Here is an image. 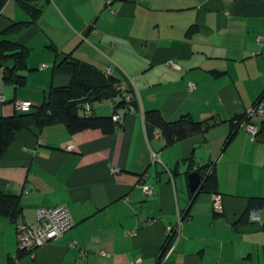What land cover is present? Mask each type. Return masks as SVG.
Instances as JSON below:
<instances>
[{
	"label": "crops",
	"instance_id": "1",
	"mask_svg": "<svg viewBox=\"0 0 264 264\" xmlns=\"http://www.w3.org/2000/svg\"><path fill=\"white\" fill-rule=\"evenodd\" d=\"M35 2L36 22L4 36L30 54L24 85L7 83L0 66V117L16 113L17 98L36 107L68 85L70 75L54 67L69 54L116 77L138 108H118L124 119L112 133L71 132L64 122L16 133L0 158V187L20 195L29 224H40L38 208L66 204L75 225L32 254L0 214V264H264V142L244 125L229 138L231 119L264 102V0ZM28 20L20 0H7L0 31ZM120 99L96 101L92 111L112 115ZM149 109L168 120L222 121L167 143L148 130ZM207 163L218 192L196 194L189 174ZM253 197L260 202L249 210ZM170 226L178 230L167 245Z\"/></svg>",
	"mask_w": 264,
	"mask_h": 264
},
{
	"label": "trees",
	"instance_id": "2",
	"mask_svg": "<svg viewBox=\"0 0 264 264\" xmlns=\"http://www.w3.org/2000/svg\"><path fill=\"white\" fill-rule=\"evenodd\" d=\"M7 0H0V12ZM22 5L30 14V20L14 22L8 28L0 31V66L5 68V81L17 86L24 85L26 76L21 70L28 69V57L30 49L17 41L4 36L21 32L25 27L36 22L41 9L35 0H20ZM12 62V64H10ZM54 71L56 73L68 74L71 82L64 86H55L51 89L46 100L29 110H18L12 116L0 117V158L5 153L16 133L24 128H43L47 124L64 122L71 132L81 131L87 128H99L105 133L115 131L117 122L113 115L121 106L127 107L126 95H131V103L138 108V99L133 91L128 90L120 81L108 71H103L93 64L87 63L72 54L66 55L56 62ZM122 86V88H120ZM116 101L115 110L112 115H97L92 111V104L96 101L113 99ZM262 101V97L256 101ZM89 104L91 108L85 106ZM145 122L148 130L156 128L166 138L167 143H173L184 139L195 133L207 132L222 120L216 117L206 120H196L191 114H183L175 120H168L160 109H149L144 112ZM246 119V112L235 115L231 119L233 131L229 138L233 137L235 130L241 122ZM251 121V119H247ZM259 141L264 142V118L256 134ZM203 179L206 178L203 190L217 191V178L212 165L197 167ZM260 198L253 197L250 209L258 206ZM0 214L8 216L13 222L19 215L23 216V205L20 195L0 187ZM175 236V235H174ZM169 236V245L174 237ZM168 247V246H167ZM160 261V259H159Z\"/></svg>",
	"mask_w": 264,
	"mask_h": 264
},
{
	"label": "built area",
	"instance_id": "3",
	"mask_svg": "<svg viewBox=\"0 0 264 264\" xmlns=\"http://www.w3.org/2000/svg\"><path fill=\"white\" fill-rule=\"evenodd\" d=\"M261 38V37H260ZM172 65H177L175 61L171 60ZM111 71V68H109ZM122 88V86H120ZM191 88H194L192 85ZM127 100V110L134 112L137 108L131 103V95H126ZM16 107L18 110H29L32 108L33 103L30 100L17 98ZM87 109L91 108L89 104L85 106ZM254 116L261 119L264 118V102L259 101L255 103L246 111V119L241 122L240 125H244L249 132L256 137L259 127L254 124L252 121H247V119H252ZM114 119L122 123L124 119L123 113H115L113 115ZM157 135L161 134L159 128L155 129ZM69 149H72L73 146H69ZM159 155L154 153L155 159H158ZM144 191L146 194H151L153 189L149 185H144ZM214 208L216 211L223 210V201L222 195L215 194L214 196ZM37 219L40 221L39 225L29 224L22 215H19L16 221L17 235H18V244L20 251H25L29 253H34L39 247L45 245L46 243L58 239L63 236L67 231H69L74 225L75 220L71 213L70 208L66 204L58 205L55 207H41L37 209ZM182 219V214L179 215V222ZM178 230V226L169 227V236L175 235ZM72 245H76L77 241H73Z\"/></svg>",
	"mask_w": 264,
	"mask_h": 264
},
{
	"label": "water",
	"instance_id": "4",
	"mask_svg": "<svg viewBox=\"0 0 264 264\" xmlns=\"http://www.w3.org/2000/svg\"><path fill=\"white\" fill-rule=\"evenodd\" d=\"M205 179L202 178L201 173L195 170L189 174V186L192 192L199 193L204 186Z\"/></svg>",
	"mask_w": 264,
	"mask_h": 264
}]
</instances>
